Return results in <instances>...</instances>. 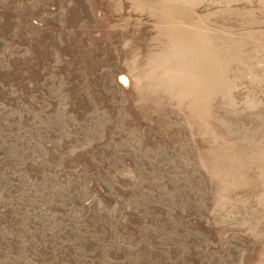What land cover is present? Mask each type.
Returning a JSON list of instances; mask_svg holds the SVG:
<instances>
[{
  "label": "rangeland",
  "instance_id": "1",
  "mask_svg": "<svg viewBox=\"0 0 264 264\" xmlns=\"http://www.w3.org/2000/svg\"><path fill=\"white\" fill-rule=\"evenodd\" d=\"M0 264H264V0H0Z\"/></svg>",
  "mask_w": 264,
  "mask_h": 264
},
{
  "label": "bare ground",
  "instance_id": "2",
  "mask_svg": "<svg viewBox=\"0 0 264 264\" xmlns=\"http://www.w3.org/2000/svg\"><path fill=\"white\" fill-rule=\"evenodd\" d=\"M122 79H124V80L126 79V82L128 83V78H127V76H125V75L122 76Z\"/></svg>",
  "mask_w": 264,
  "mask_h": 264
}]
</instances>
